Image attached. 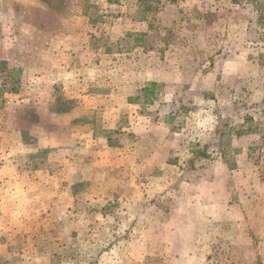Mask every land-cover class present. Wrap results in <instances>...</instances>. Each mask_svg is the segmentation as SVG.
Returning <instances> with one entry per match:
<instances>
[{
    "label": "rangeland",
    "instance_id": "374dc122",
    "mask_svg": "<svg viewBox=\"0 0 264 264\" xmlns=\"http://www.w3.org/2000/svg\"><path fill=\"white\" fill-rule=\"evenodd\" d=\"M24 3L0 264H264V0Z\"/></svg>",
    "mask_w": 264,
    "mask_h": 264
},
{
    "label": "crops",
    "instance_id": "0c3cea01",
    "mask_svg": "<svg viewBox=\"0 0 264 264\" xmlns=\"http://www.w3.org/2000/svg\"><path fill=\"white\" fill-rule=\"evenodd\" d=\"M25 1H27V0H25ZM13 6L14 7V12H19V14H21V13H23L24 12V9L26 8L25 6H26V4L24 3V0H0V15H5L7 12H10L11 10H10V6ZM17 9V10H16ZM2 18H4V17H2V16H0V21H2ZM0 28H2V27H0ZM3 28H5V25H4V27ZM35 31L37 32L36 34H37V38H35L36 39V41H39L40 40V42H32V44H40L42 47H43V50H44V46L46 45V44H48V43H45V41H42L41 39H39V37H42V31H40L39 29H35ZM34 39V40H35ZM51 42L55 45V43H56V39L55 38H53V39H51ZM11 43H13L14 44V42H12L11 40L10 41H6V42H4V44L3 43H0V44H3V45H5L6 47H8V46H10V44ZM26 44V43H25ZM30 44H31V42H30ZM39 45V46H40ZM8 50H9V48H8ZM43 55H44V53H43ZM42 56V55H41ZM5 60L7 61V62H13V58L11 57V56H7V57H5ZM29 69V68H28ZM40 71V70H39ZM24 73V72H23ZM23 102L25 101V100H22ZM56 116H58V114H55Z\"/></svg>",
    "mask_w": 264,
    "mask_h": 264
},
{
    "label": "trees",
    "instance_id": "16d2710c",
    "mask_svg": "<svg viewBox=\"0 0 264 264\" xmlns=\"http://www.w3.org/2000/svg\"><path fill=\"white\" fill-rule=\"evenodd\" d=\"M145 91H147V89H145Z\"/></svg>",
    "mask_w": 264,
    "mask_h": 264
}]
</instances>
